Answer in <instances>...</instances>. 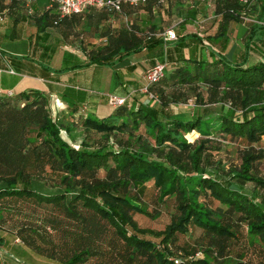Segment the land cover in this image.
Wrapping results in <instances>:
<instances>
[{
    "label": "trees",
    "instance_id": "1",
    "mask_svg": "<svg viewBox=\"0 0 264 264\" xmlns=\"http://www.w3.org/2000/svg\"><path fill=\"white\" fill-rule=\"evenodd\" d=\"M4 1L1 19L4 8L17 0ZM24 1L44 40L47 26L67 20L50 7L38 13L31 0ZM202 1L196 0L199 7L187 4L183 21L172 27L176 38L165 41L164 30L144 29L135 18L117 29L101 27L106 42L87 49L86 59L44 65L50 78L54 71L112 65L151 51L157 57L152 65L166 62L162 77L148 85L156 100L140 90L142 82L121 104L111 105L108 94L111 111L97 115L85 91L73 87L55 86V93L36 87L0 91V246L18 238L36 251L48 247L50 257L67 264H85L91 257L94 264H264V194L259 191L264 175L258 169L264 150L254 145L264 138V0H213L211 32L209 18H198L200 8L205 11ZM161 2L131 6L150 11ZM247 15L258 17L239 26L236 37L243 40L237 46L230 38L232 24L243 23ZM189 18L198 33H182ZM10 66L23 67L0 47V68ZM53 96L61 107L53 108ZM191 96L195 103L187 117L178 103ZM193 129L198 136L188 140L185 135ZM219 137L248 143L238 165L225 167L212 156L221 148ZM170 198L174 212L162 229L139 225L137 213L159 215L148 209V199L156 206ZM17 201L42 206L44 213L37 221L24 217L12 235L3 226V210L11 213ZM191 225L200 229L197 237L179 241ZM235 242L240 245L233 254Z\"/></svg>",
    "mask_w": 264,
    "mask_h": 264
},
{
    "label": "crops",
    "instance_id": "2",
    "mask_svg": "<svg viewBox=\"0 0 264 264\" xmlns=\"http://www.w3.org/2000/svg\"><path fill=\"white\" fill-rule=\"evenodd\" d=\"M191 1L196 2L162 0L161 4L153 5L150 11L125 4L122 13H107L100 8L89 7L81 14L67 16L66 22H62L59 27L47 26L44 32H47L48 38L44 40L42 34H37L33 16L27 14L25 1L17 0L8 8H4L5 16L0 18V47L16 55L23 67L21 71L13 69L12 66L0 68V91L14 94L27 87H36L44 91L51 89L55 93V86L73 87L85 91L87 103L96 106L97 115H105L112 109L106 96L110 93L124 95L138 87L143 82V67L152 64L157 58L154 52L145 50L129 54L122 59H116L112 65L91 64L77 69L54 71L50 78L44 65L67 66L75 63L77 59H86V50L100 43V28L104 26L117 29L125 25L127 20L136 18L138 25L144 29H149L152 25L161 31L176 27L183 21L186 6ZM6 2L5 0L4 3ZM198 3L200 4L195 3L196 7H199ZM30 5L38 13L50 7L49 0H31ZM50 8L56 12L55 7ZM200 10L198 18H207L202 7ZM89 19L98 22L96 28L90 27ZM192 20H187L182 33L188 32L186 28L189 25L195 27ZM45 46L46 54L43 53ZM46 56L51 57L50 62L44 61L43 57Z\"/></svg>",
    "mask_w": 264,
    "mask_h": 264
},
{
    "label": "rangeland",
    "instance_id": "3",
    "mask_svg": "<svg viewBox=\"0 0 264 264\" xmlns=\"http://www.w3.org/2000/svg\"><path fill=\"white\" fill-rule=\"evenodd\" d=\"M250 2L255 4L257 0H250ZM212 3H213V0H206L205 13L207 15L206 17L209 18L206 21V27L209 32L212 31V25L214 24L211 18L213 17ZM257 17H258L257 15H247L244 17L243 23L241 24L233 23L232 24L233 28L230 33L231 42H235L237 46L240 45L243 39L241 40L236 37L237 32L240 31L241 29L240 27L249 26L251 22H253ZM261 19L264 20V16H262ZM186 30L188 32L196 31V33H198L197 27H194L193 25L187 26ZM203 43L210 45V43L205 38L203 39ZM151 65L152 64H147L146 67H143L144 71L142 73V76L144 75L145 70ZM142 80H143V77H142ZM194 103H195V97L191 96L186 101V103H178V105H180V107L183 110H185V115L188 117L192 114ZM60 105L62 106L63 104H60ZM73 117H77V115L75 114ZM185 136L188 140H193L194 138L198 136V132L193 129L189 133H187ZM217 139L221 141L222 143L221 148L219 150H213L212 156L214 158L220 159L221 162L225 165V167H227L228 165L230 166L238 165L241 161V158H240L241 151L247 146L248 143L245 140L240 139V138L234 141L230 139L223 140L220 137ZM254 145L256 148L261 147L264 150V138H261ZM258 169H259V173L264 175V158L261 159ZM245 187H247L248 189H251L253 185L251 182H246ZM259 191L264 194V188H260ZM4 203L5 205H7L6 201ZM147 203H148L147 204L148 209L157 210L159 212V215L156 218H154V217H150V216H147L141 213H137L135 217L137 221L139 222V225L143 227L152 228L153 230L162 229L164 225L166 224V222L170 219V216L174 212L173 199L172 198L167 199L164 202H160L156 204V206L153 205V203L151 202V199H148ZM15 206L16 207L11 213H9L6 209L3 210V216H4L3 226L4 228L9 229L8 232L12 235L15 234L16 224H19V221L23 220L24 217H30L32 220L37 221L41 218V216H43V213H44L42 206L39 208L37 206L31 205V203H28L27 201H20V202L17 201ZM199 231H200L199 228H195L194 226L191 225L189 226L187 232L178 235L179 241H183V240L192 241L194 237H197V235L199 234ZM48 233L51 234L53 238L55 239L56 232L54 230H51V228L48 227ZM148 235L152 236L151 234H148ZM239 245H240V242L238 243L235 242V247H234V250L232 251L233 254L238 251ZM42 248H44L43 245H42ZM2 249L3 250L5 249L6 251H3V250L1 251L2 253L0 256V262L4 261L6 264H10L13 262L17 264H67L65 262H62L60 259L55 258V256L50 257L47 254V249H49L48 247L47 249L45 248L44 250L36 251L35 249L27 246L23 241H16V240H13V238H11L9 246H6V247L2 246ZM62 251H64V249L59 248V250H57L56 252L62 254ZM10 254L14 255L17 258V260H14L13 256H11ZM95 261H96V258L91 257L85 262V264H94Z\"/></svg>",
    "mask_w": 264,
    "mask_h": 264
},
{
    "label": "built area",
    "instance_id": "4",
    "mask_svg": "<svg viewBox=\"0 0 264 264\" xmlns=\"http://www.w3.org/2000/svg\"><path fill=\"white\" fill-rule=\"evenodd\" d=\"M147 0H49V6L50 7H55L58 16L59 17H64V16H69L74 13H80L84 11L86 8L89 7H95V8H107L115 11H122V6L124 4H129V5H138L140 3H144ZM241 1H246V0H241ZM31 11V10H29ZM203 20H198L197 24L202 27ZM162 38L165 41H168L170 39L176 38L177 35L174 31L173 28H167L160 34ZM101 42H106V39L102 37L100 39ZM165 61H156L153 65L148 67L143 75V85L140 87V90L148 93V97L152 100L157 99V95L150 92L148 90V85L159 80L160 77H162L165 69ZM125 96L123 95H117L110 93L108 95V102L111 105H117L121 104L125 101ZM53 101H52V106L53 108H59L61 107L60 104H62V101L56 97L53 96ZM16 241H19L18 238H16ZM2 246H0V256H1V251H2ZM3 251H6L5 249ZM200 254V252H196V255ZM13 256L14 260H17V258ZM178 259H174L176 262ZM0 264H6L4 261H1ZM13 264H17L14 263Z\"/></svg>",
    "mask_w": 264,
    "mask_h": 264
}]
</instances>
